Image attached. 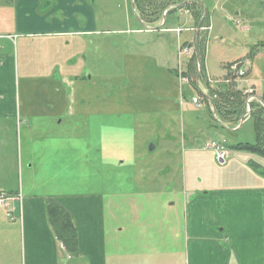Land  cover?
Listing matches in <instances>:
<instances>
[{
	"label": "rangeland",
	"instance_id": "1",
	"mask_svg": "<svg viewBox=\"0 0 264 264\" xmlns=\"http://www.w3.org/2000/svg\"><path fill=\"white\" fill-rule=\"evenodd\" d=\"M39 1L43 2V6L24 14L27 24L34 25L35 19L45 22L51 18H63L60 12H49L55 0ZM84 1L93 10L98 32L88 39L92 42L90 46L86 42L83 43L85 40L82 36L80 39L73 37L76 35L68 36L66 42H69L70 46L82 45L87 49L86 59L80 56L74 60V55L67 48V52L58 60L60 69L57 71L58 67L51 61L52 54L47 43L31 44L28 41L25 46L23 42L16 41L13 44L7 41L6 35L3 34L8 28L17 21L22 27L24 22L20 14H17V3L14 0H0V33H3L4 37L0 39V54L5 55L12 51V44L16 47V50L13 49L14 81L10 82L5 75L3 86L13 84L18 89V82H21L25 75L30 78L38 74L40 77L47 76L51 81H63V89L66 91V84L70 79L84 75L87 79L91 78L94 86L100 91L97 92L94 86L91 87L92 98L88 95L86 100L93 105L101 104V110H87L84 115L63 110L54 121L51 116L38 115L37 124L36 116L31 118V115L29 119L34 122L28 127L34 131V137L30 139V151L36 154L32 157L34 162L31 167L25 153L27 145L23 128L19 141L11 132L0 133V193L5 192L9 194L8 199L17 200H20L22 191L38 196L58 194L68 197H99L104 203L105 214L110 219L109 225L122 229L120 240L124 247L133 243L158 246L162 244L159 242V232L168 230L170 244H175V234L177 233L178 238L180 224L185 221L186 207L191 211V205L196 200L200 206L202 221L196 234L209 237V231L220 233V226L212 225V219L209 217L214 203L211 189L244 185L249 179L242 178L249 175L250 171L244 169L238 160L230 165L220 164L206 149L207 144L221 141L222 138L208 131L209 118L206 111L203 108L196 109L190 102L191 98L197 96L193 89L197 72L196 75L188 76V81L183 87L184 96L179 98L177 106L169 111H140L133 104L126 108H117L122 102L123 91H127L133 83L139 82L140 73L153 76L154 68L148 60L135 61V68L130 72L124 68L125 55L132 51L129 44L134 42L136 37L134 30L141 27L140 16L133 8L132 0ZM46 2H51L50 6ZM150 2L152 3L151 0ZM236 3L242 10L247 9V12L242 11L238 16L234 15L231 24L226 21V26L240 42L247 44L244 37L255 40L254 36L259 34V30H264V0H236ZM103 15L106 16L104 20ZM241 15H246L252 21L250 33H242L235 27V24L239 25L238 28L248 25L249 20L244 22ZM223 43L229 44L226 40ZM46 47L45 53H40L41 49ZM240 50L238 48V53ZM190 55L191 53H183L177 56L174 71L178 78H187L183 71L188 61L185 63L183 57ZM229 57L231 59L234 56ZM209 66L212 74L216 76L223 70L214 59L209 61ZM243 67L249 72V76L254 74L255 68L264 75V56L256 58L252 70H249L247 62L244 66L241 65L242 69ZM230 79V82L236 80L237 83L241 78ZM210 81L215 83L212 79ZM202 82L203 80L199 81L200 86ZM51 85L49 84L48 88ZM245 85L246 83L241 84ZM180 101L184 106L180 107ZM15 117H19L18 112ZM192 137L194 140L191 141ZM223 137L229 144L254 142L253 130L249 123ZM150 147L153 149L149 150ZM193 148L197 155L191 158L189 151ZM248 154L252 159H258H253L254 161L264 165L263 156ZM13 208L12 200L4 201L0 206V264L24 263L20 222L17 221ZM215 213L218 217H223L216 209ZM164 218L171 220L166 223L174 225L176 233L174 229L160 228ZM229 225V229H233V223L229 221ZM163 251L173 253L172 249ZM63 252L64 256L65 253L70 256V264L83 263L78 252Z\"/></svg>",
	"mask_w": 264,
	"mask_h": 264
},
{
	"label": "crops",
	"instance_id": "2",
	"mask_svg": "<svg viewBox=\"0 0 264 264\" xmlns=\"http://www.w3.org/2000/svg\"><path fill=\"white\" fill-rule=\"evenodd\" d=\"M14 1L17 3V14H20L24 23L20 27L17 21L8 28L6 33H0L1 40L4 39L3 34L6 35L7 41L13 44L16 41L23 42L25 46L28 45V41L31 44L34 42L47 43L49 52L52 54L51 61L55 63L54 66L58 67L57 71L60 69L58 60L62 54L67 52V48L74 55V60L80 56L86 59L87 49L84 46H70L66 40L68 36L71 37L70 35H76L73 37L78 39L82 36L85 40L83 43L91 45L90 36L97 34L98 30L95 28L97 19L94 18L89 4L84 0H55L49 12H60L63 18L57 20L51 18L45 22L35 19L34 25H30L26 23L24 14L36 11L38 7L43 6V2L39 0ZM141 1L142 3L138 4L135 9L144 21L139 18L141 27L134 30L136 37L134 42L129 44L132 51L125 55L124 68L130 72L135 68V61L148 60L152 63L154 72L152 77L150 74L140 73L139 82L133 83L127 91H123L122 102L117 105V108H126L133 104L140 111L160 113L169 111L172 107L175 108L177 100L184 96L183 87L185 85L181 84L174 71L176 58L181 55L180 49H194L196 36L199 34V43L204 45L205 81L201 86L199 82H194L196 85L193 89L200 97V106L194 107L203 108L206 111L209 118L208 131L221 136V141H224L226 157L224 162H218L230 165L238 160L244 169L250 171L249 175L243 176L242 179L249 180L244 182V185L211 189L214 194V203L211 206L212 215L210 214L209 217L212 219V225L220 226V233L209 231V237L196 234L198 226L202 224L200 206L196 200L191 205V211H188L186 207L185 221L184 224H180L178 238L175 226L166 223L171 221L169 218H164V223L160 226L164 230L165 228L174 229L176 243L170 244L169 230L168 232L160 231L159 242L162 244L154 247L139 243L122 246L120 235L123 231L109 225L110 219L106 216L104 203L99 197H68L58 194L38 196L22 191L20 200L16 198L7 200L13 201V213L20 222L25 257L23 264H70V260L68 261L70 256L66 253V256L62 254L65 249L57 240L49 221L50 203L56 204L67 213L76 231V252L83 263L74 262L72 264H264V176L253 170L256 166L264 171V165L254 161L253 159H258H252L248 154L250 152L230 149L243 142L229 144L223 137L225 134L240 130L244 124L249 123L255 142L252 120L245 113H241L239 117L228 116L226 119H223L221 115L217 117L211 103L207 104L203 101L204 96L208 94V87L216 90L218 86L222 87L223 84L232 82L233 88L242 93L251 88L258 98L264 94V75L258 68H255L254 74L249 76V72L243 67L246 75L237 83L236 80L231 82L229 79L225 80L228 76L226 70L228 64L241 62L244 66L247 62L249 70H252L256 58L264 56V47L259 46L264 44V30H259V34L254 36L255 40L244 37L247 44L240 42L236 35L229 31L226 21L231 24L234 15L238 16V13L242 11L247 12V9L242 10L237 6L236 0H151L152 3L150 0ZM46 4L50 6L51 2H46ZM193 11L200 12L201 17L205 15L197 34L196 29L201 18L199 22H196ZM241 16L244 17V22L249 20L248 25L238 28L239 25L235 24V27L242 33H250L252 21L246 15ZM102 17L103 20L106 18L105 15ZM20 28L25 30H20ZM224 40L229 44L225 45ZM13 44L12 51L5 55L0 54V133L11 132L19 141L23 128L27 145L25 153L31 167L34 162L32 157L36 156L30 151V139L34 137V131L28 127L34 122L29 119L31 115V118L34 117L33 115L36 116L35 123L37 124L38 115L51 116V120L54 121L63 110H68L72 114L84 115L87 110H101V104L93 105L92 102L86 100L88 95L92 98L90 89L94 84L91 78L87 79L84 75L70 79L68 83L71 85L66 84V91L63 89L65 84L63 81H51L47 76L40 77L38 74L30 78H26L25 75L26 79L18 82V89L13 84L4 87L5 75L8 76L10 82L14 81L13 49L16 50V47ZM8 46L10 47L9 44ZM238 48L241 49L239 53ZM46 49L47 47L42 48L40 53L44 54ZM193 49L191 50L192 55ZM192 55L183 57V61L186 63ZM229 56L234 57L230 59ZM212 59L222 66L223 70L219 71L218 76L211 72L209 61ZM211 79L215 83H211ZM242 83L246 85L241 86ZM49 84H52L50 88H48ZM122 84H124L123 76ZM95 89L100 92L98 88L95 87ZM23 96L27 97L23 98ZM255 102L264 108L263 101L256 100ZM182 106L184 103L180 101V107ZM16 112L19 115L17 118L15 117ZM192 140H194L193 137ZM14 149L16 150L15 145ZM206 149L216 158L213 150L207 147ZM189 153L191 158L197 155L194 148ZM12 193L14 192H10ZM215 209L226 219L218 217ZM229 221L233 223V229H229ZM165 249H172L173 253L163 251ZM61 259L64 261L62 262Z\"/></svg>",
	"mask_w": 264,
	"mask_h": 264
},
{
	"label": "trees",
	"instance_id": "3",
	"mask_svg": "<svg viewBox=\"0 0 264 264\" xmlns=\"http://www.w3.org/2000/svg\"><path fill=\"white\" fill-rule=\"evenodd\" d=\"M142 3L141 0H133L134 7L137 8L138 4ZM193 17L196 22H199L201 18V13L193 11ZM140 20L144 19L140 15ZM190 46V45H189ZM260 47H264V44H260ZM195 53L190 57L185 65V70L183 75L188 77L193 74L196 75L197 65L199 64V81L204 79L203 72V62H204V45L199 43V34L196 36L195 40ZM198 59V60H197ZM241 65V62H235ZM228 65L226 66V68ZM231 76H227L225 80L229 79ZM224 86H219L216 90H211L208 87V94L204 96L203 101L205 103H211L214 109L215 115L218 117L221 115L223 119L228 116L239 115L245 113V103L244 97L241 91L234 89V84L225 83ZM209 101H207V100ZM261 101L264 102V94L260 97ZM249 118L252 120L253 129L255 133V142L253 144L249 143H239L232 146L230 149L247 151L250 153L259 154L264 157V108L258 103L254 102L250 104ZM256 172H259L264 176V171L259 167L254 166ZM49 221L54 229L56 238L63 245L67 253H74L77 251V235L76 231L71 223L70 218L67 213L54 203L49 205Z\"/></svg>",
	"mask_w": 264,
	"mask_h": 264
},
{
	"label": "built area",
	"instance_id": "4",
	"mask_svg": "<svg viewBox=\"0 0 264 264\" xmlns=\"http://www.w3.org/2000/svg\"><path fill=\"white\" fill-rule=\"evenodd\" d=\"M182 53L188 54L189 50H182ZM230 71L236 74L237 76H242L244 73L241 70H238L237 65H232L230 66ZM182 81L187 82L186 79H182ZM246 95V102H251L254 100V92L252 89H248L245 92ZM192 103L196 105L197 107L199 106V99L197 97L192 99ZM209 149L213 150L215 152L216 159L220 162H224V159L226 157V150L223 147L222 144L220 143H211L207 146ZM9 196H7L4 193H0V206L4 203V201H7Z\"/></svg>",
	"mask_w": 264,
	"mask_h": 264
},
{
	"label": "water",
	"instance_id": "5",
	"mask_svg": "<svg viewBox=\"0 0 264 264\" xmlns=\"http://www.w3.org/2000/svg\"><path fill=\"white\" fill-rule=\"evenodd\" d=\"M132 2H133V0H132ZM205 16V15H204ZM204 16H202L201 17V20H200V22H199V24H198V26H197V29H196V34L199 32V30H200V28H201V25H202V21H203V17ZM194 50H195V55H196V57H197V53H196V49H195V47H194ZM198 60V59H197ZM198 77H199V74L197 73V79H198ZM263 104V103H262ZM151 149H153L152 147H150L149 148V150H151Z\"/></svg>",
	"mask_w": 264,
	"mask_h": 264
}]
</instances>
